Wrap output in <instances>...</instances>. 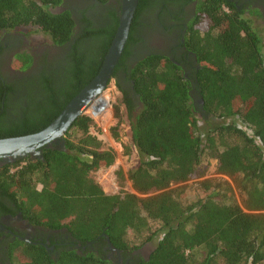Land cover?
Returning a JSON list of instances; mask_svg holds the SVG:
<instances>
[{
	"label": "trees",
	"instance_id": "obj_1",
	"mask_svg": "<svg viewBox=\"0 0 264 264\" xmlns=\"http://www.w3.org/2000/svg\"><path fill=\"white\" fill-rule=\"evenodd\" d=\"M63 1L0 0V32L37 30L69 47L38 74L3 83L0 138L48 126L103 65L119 13L110 9L97 26L88 16L79 21L70 9L53 11ZM179 1L139 0L113 73L122 95L110 136L118 139L121 124L129 122L125 153L136 150L140 157L128 172L135 192L109 194L92 176L115 163L116 151L94 133L97 120L80 115L63 147L44 146L40 157L0 163V217L20 212L33 225L66 227L80 247L63 244L51 253L0 231V264H119L109 256V241L126 263L153 240L149 257L134 264H264V28L255 24L263 14L252 2L239 7L230 0H198L184 36L191 71L160 53L129 63L140 14ZM79 22L82 34L76 33ZM15 61L25 69L33 58L22 53ZM121 67L127 70L125 87L118 79ZM200 113L220 122L203 131ZM208 157L233 179L241 203L211 179L199 182L203 195L191 202L183 199L182 187L171 188L203 176ZM131 232L147 235L136 245Z\"/></svg>",
	"mask_w": 264,
	"mask_h": 264
},
{
	"label": "flooded vegetation",
	"instance_id": "obj_2",
	"mask_svg": "<svg viewBox=\"0 0 264 264\" xmlns=\"http://www.w3.org/2000/svg\"><path fill=\"white\" fill-rule=\"evenodd\" d=\"M230 1L237 4L239 7L242 3L252 2L254 7H258L261 12L264 13V0ZM258 1L260 6L257 4ZM197 3L198 0H183L173 4H167L163 2L162 5L158 6L156 9L152 8L149 11L144 12V14H140L139 22L141 25H139V29L136 34V37L139 40L132 46V51L128 62L130 63L133 60H136L138 57H142L150 53H160L171 57L173 60H176L184 67V69L187 70L186 72L191 71L192 66L190 65L193 64L191 60L192 53L187 52V48L184 45V36L186 34L187 22L190 21L195 15ZM59 6H65L66 8L72 10L76 16H79V21H81L84 16H88V18H90V20L97 26H103L104 20L107 21L109 19L106 13L110 9L114 8L117 12H119V6L117 5L116 0H110L106 4H101L99 0H64ZM82 23L83 22H79L77 25V34L83 33ZM146 24L147 26L145 27ZM17 30L18 29L2 31V33L4 32L7 34L8 39L3 42L2 46L0 45V92L1 87L3 88V83L14 84L15 82H23L25 77H32L38 74L40 71L44 70L46 65H49L55 59H58L62 55L66 54L69 48H66L65 46L54 45L57 47L58 51H60L58 53L59 55L57 54V56L49 58L47 54L42 53V51L28 47V44L25 41L23 42V39L26 36ZM153 38L161 39V46H157L156 43H150V41H148V39L152 40ZM152 45H154V47ZM152 48L159 50L161 49L165 52H159V50L150 51ZM5 50L11 51V62ZM22 53H28L32 56V65L29 68H21L10 72L8 67H10L13 58ZM2 57L5 60H2ZM118 79L125 87L127 84L126 68L121 67L119 69ZM14 103L15 102H11V106H14ZM54 144H57L59 147L58 143ZM39 151L41 154L40 149ZM0 222L3 225L2 230H0L3 233V238H6L7 235L10 234L12 237L19 238L26 242L43 244L49 249L51 253H55L56 247L63 244H76V247H80V243H76V240L72 237L71 233L66 227L59 229H49L43 226L33 225L27 219H25L20 212L17 214H11L7 212L2 213ZM114 250L116 249H112V252ZM117 257L119 262L123 261L120 254H118ZM126 262L129 264V262L132 261L130 258H128Z\"/></svg>",
	"mask_w": 264,
	"mask_h": 264
},
{
	"label": "rangeland",
	"instance_id": "obj_3",
	"mask_svg": "<svg viewBox=\"0 0 264 264\" xmlns=\"http://www.w3.org/2000/svg\"><path fill=\"white\" fill-rule=\"evenodd\" d=\"M259 5V1L257 3ZM117 5L119 6V14L121 9V1ZM260 6V5H259ZM68 9L65 6L64 7H55L53 11L60 12L61 10ZM263 16L255 18V24L259 27L261 31H263L264 28V13H262ZM148 21V20H147ZM147 24L145 25V27ZM143 30V29H142ZM17 31H20L23 33L26 37L23 39V42L25 41L28 47L40 50L42 53L47 54L49 58L53 56H57V54L60 52L58 51L57 47L54 46L52 43V40L49 36L45 35L44 33L37 31V30H29L27 28L18 29ZM11 32V31H10ZM8 39L6 33L0 32V45H3V42ZM150 43H156L157 46L160 45L162 42L159 38H153L152 40L148 39ZM154 47V45H152ZM161 46V45H160ZM159 49H150V51H157ZM165 52L164 50H159V52ZM5 52L8 54L9 59L10 56V50H5ZM59 55V54H58ZM4 58L2 57V60ZM5 60V59H4ZM134 61V60H133ZM11 62V59H10ZM12 64V65H11ZM10 64V72L16 71L18 69H21L17 61H15V58H13L12 63ZM121 91L116 86L115 79H112L109 83L106 91L104 92L105 97L110 98V107L112 108V119L111 117L108 119L107 122H105V125L113 126L115 125V117H114V111L115 106L119 103V100L121 98ZM121 109L124 110V107L122 106ZM122 111V110H121ZM122 113V112H121ZM124 116L125 113H123ZM200 117V125L205 131L206 126H212L213 124H216L217 122H220V120H217L213 116H208L206 119L204 118V115L201 113L199 114ZM239 124H242L240 120H238ZM130 126L129 122H125L121 124L119 129V138L114 139L111 136H108L109 141L106 143V147L113 148L116 151V161L115 163L108 167V168H102L93 173V177L102 185L104 191H106L109 194L114 193H124V192H135L131 180L128 178V172L131 168L135 167L139 163V155L136 150L131 151V154L128 155L125 153V147L124 145L129 142L130 136H129ZM110 135V133H109ZM201 169L203 171V176L199 175L197 177H194L188 181L173 185L171 188H177L182 187L183 188V199L187 202H191L196 200L197 198L201 197L203 195V191L200 189L199 182L205 179H211L215 180L216 183H220L221 188L228 193V195L234 196L236 199V202L241 203L242 199L241 196L235 186V183L233 179L230 177L220 173L218 171V162L217 159L214 157H208L206 158L205 162L202 164ZM119 172H121L119 174ZM231 188V189H229ZM229 189V190H228ZM153 194V193H150ZM150 194H142L141 196H147ZM158 225H155L157 227ZM147 235V232L143 233V236L136 235L135 233H130V239L135 242L136 245L141 244L144 241L145 236ZM155 240L146 242L142 244L139 249L134 251L131 256V262L130 264H134L137 260H139L140 256L145 257L146 259L149 256V253H151L152 249L154 248ZM109 256L113 258L115 261H118V257L115 253V251H111L109 253ZM199 255L198 257H200ZM136 258V259H134ZM120 264H127L125 261L119 262Z\"/></svg>",
	"mask_w": 264,
	"mask_h": 264
},
{
	"label": "water",
	"instance_id": "obj_4",
	"mask_svg": "<svg viewBox=\"0 0 264 264\" xmlns=\"http://www.w3.org/2000/svg\"><path fill=\"white\" fill-rule=\"evenodd\" d=\"M138 4L139 0H121L119 26L100 71L48 126L34 133L0 138V163H12L28 156L40 157L39 149L54 143L63 147L68 129L80 115L86 113L89 105L106 91L113 79L114 69L125 49ZM2 228L0 222V230ZM109 244L111 249H115L110 241Z\"/></svg>",
	"mask_w": 264,
	"mask_h": 264
},
{
	"label": "built area",
	"instance_id": "obj_5",
	"mask_svg": "<svg viewBox=\"0 0 264 264\" xmlns=\"http://www.w3.org/2000/svg\"><path fill=\"white\" fill-rule=\"evenodd\" d=\"M110 98L105 97L104 93L95 99L87 108L86 113L91 114L98 122V126L93 128L95 134L103 139L109 140L110 125H105V122L111 117L112 108L110 107Z\"/></svg>",
	"mask_w": 264,
	"mask_h": 264
}]
</instances>
